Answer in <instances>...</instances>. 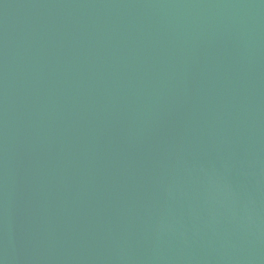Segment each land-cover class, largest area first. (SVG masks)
<instances>
[{
    "label": "water",
    "instance_id": "water-1",
    "mask_svg": "<svg viewBox=\"0 0 264 264\" xmlns=\"http://www.w3.org/2000/svg\"><path fill=\"white\" fill-rule=\"evenodd\" d=\"M0 264H264V0H0Z\"/></svg>",
    "mask_w": 264,
    "mask_h": 264
}]
</instances>
